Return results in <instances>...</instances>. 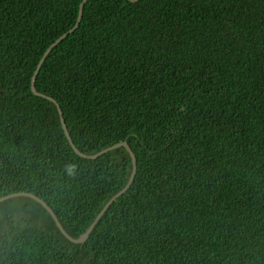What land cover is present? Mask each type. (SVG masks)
<instances>
[{"label": "trees", "instance_id": "16d2710c", "mask_svg": "<svg viewBox=\"0 0 264 264\" xmlns=\"http://www.w3.org/2000/svg\"><path fill=\"white\" fill-rule=\"evenodd\" d=\"M82 0H0V198L78 238L128 182L32 79ZM37 88L132 185L75 243L0 202V264H264V0H88Z\"/></svg>", "mask_w": 264, "mask_h": 264}, {"label": "water", "instance_id": "95a60500", "mask_svg": "<svg viewBox=\"0 0 264 264\" xmlns=\"http://www.w3.org/2000/svg\"><path fill=\"white\" fill-rule=\"evenodd\" d=\"M88 0H82L81 3L79 4V12H78V16H77V19H76V22L75 24L69 29L67 30L66 32H64L62 35H60L55 41H53L46 49H45V52H44V55L42 56L39 64H38V68L36 69L35 73H34V76H33V79H32V90L36 93V94H39V95H42V96H45L51 100H53L54 102H56V106H57V109L59 111V115H60V120H61V123H62V127H63V130H64V133L67 137V139L69 140L71 146L73 147V149L75 150V152L80 155L81 157H84V158H88V159H94V158H97L99 157L100 155H102L103 153L107 152L109 149H112L114 147H117V146H121V145H124L127 150L129 151L130 155H131V159H133V170L131 172V175H130V178L127 182V184L122 188L120 189L116 194H114L111 198H110V201L106 204V206L102 209V211L95 217V219L93 220V222L91 223V225L87 228V230L85 232H83L82 234L79 235L78 238H74L72 237V235L66 231V229L64 228V226L62 225L61 221L59 220L58 216L56 215V211L54 210V208L41 196H39L38 194L32 192V191H28V190H21V191H16V192H12V193H9V194H6V195H3V197L0 198V202H3V200L7 199V198H10L12 196H15V195H20V194H25V195H30L34 198H36L37 200H39L40 202H42L49 210H50V213L51 215L53 216L54 220L56 221V224L58 225V227L61 229V231L69 238L71 239L73 242L75 243H83L87 240L90 232L92 231V229L94 228V226L96 225L97 221L103 216V214L106 213V211L109 209V207L111 206V204L117 200V198L119 196H121L125 191H127L129 189V187L132 185L133 181H134V178H135V175H136V172H137V168H138V160L136 159V155L134 153V151L132 150V148L130 147L129 143L127 140H121L119 142H115L111 145H109L107 148L95 153V154H91V155H88V154H85L83 152H81L76 146H75V143L71 137V134L68 130V127H67V124L65 122V119L63 117V112H62V109H61V106H60V103L59 101L52 95L50 94H47L45 92H42L40 91L37 86H36V78H37V74H38V70L41 68L42 66V63L43 61L45 60L46 56L48 55V52L51 50V48L60 41V39L62 37H64L68 32H71L72 30H74V28L78 25L81 17H82V12H83V7H84V4L87 2ZM132 1H135V0H132Z\"/></svg>", "mask_w": 264, "mask_h": 264}]
</instances>
